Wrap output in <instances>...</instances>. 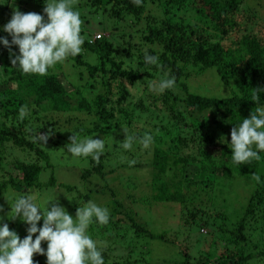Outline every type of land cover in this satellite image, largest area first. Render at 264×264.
Segmentation results:
<instances>
[{
	"label": "trees",
	"instance_id": "obj_1",
	"mask_svg": "<svg viewBox=\"0 0 264 264\" xmlns=\"http://www.w3.org/2000/svg\"><path fill=\"white\" fill-rule=\"evenodd\" d=\"M50 2L54 0H0L4 17L0 37L11 41L3 26L14 9L38 13L47 20L43 9ZM84 4L90 14L108 12L120 28L113 27L112 34L97 32L84 18L81 53L49 68L45 76L24 74L14 67L8 48L0 43V198L11 190L29 193L57 185L46 145L34 143L33 138L38 132H49L47 144L57 143L59 129L64 127L69 136L83 139L94 135L93 139L104 141L99 163L83 157L88 163L80 174L86 181L84 192L61 183L81 202L98 197L111 206L107 225L100 226L93 218L89 226L101 243L124 241L130 233L123 255L117 250L109 259L111 247L100 249L104 264L147 261V252L134 244L144 237L170 242L139 220L133 208L138 199L126 193L130 189H122L118 178L111 185L106 183L107 177L116 179L125 170L138 168L150 170L145 185L150 186L152 201L179 203L185 215L183 224H196L199 233L208 234L186 243L174 264H264V152H259V160L237 165L232 162L230 144L231 129L257 107L264 108V92L259 93L258 101L252 100L255 89H264V22L252 29L258 15L264 14L262 0H142L140 6L132 0L78 3ZM101 16L92 20L99 21ZM97 33L101 38H94ZM232 33L238 37L224 44ZM11 50L19 54L17 46L12 45ZM145 52L158 57V65L145 64ZM63 65L72 70L75 81L63 75ZM212 68L228 85L230 95L214 96L210 81L205 87L194 83V77ZM173 77L174 87L162 94L150 88ZM82 80L85 82L75 85ZM22 106L28 108V115L20 123L17 117ZM53 112H68L71 117L62 120ZM146 133L153 138L149 148L138 142L131 150L120 147L125 136L139 139ZM131 160L136 161L132 166ZM46 172V180H41ZM253 174L260 177L259 183ZM236 176L251 181L253 187L233 220L211 207L216 190H223L222 180L236 181ZM7 211L2 213L6 216ZM11 213L8 220L0 219V226L10 223V230L23 239L26 229L18 232L23 222L18 217L12 220ZM41 246L46 251L47 243ZM33 259L35 264H47L45 255L36 254Z\"/></svg>",
	"mask_w": 264,
	"mask_h": 264
},
{
	"label": "clouds",
	"instance_id": "obj_2",
	"mask_svg": "<svg viewBox=\"0 0 264 264\" xmlns=\"http://www.w3.org/2000/svg\"><path fill=\"white\" fill-rule=\"evenodd\" d=\"M133 4L140 6L142 0H132ZM41 14L22 13L13 10L11 19L3 26V30L11 36V41L0 37L2 43L9 50L10 63L18 66L24 74H38L45 76L48 69L57 63L65 61L69 56H77L82 51L84 38L81 36L82 23L80 13L73 10V0H59L45 4ZM97 38H101L97 36ZM12 45L18 47L19 54L12 52ZM14 57V58H13ZM144 62L147 65H158V57L145 52ZM175 85V78L161 79L158 84L153 83L150 88L162 94L166 89ZM264 89H255L252 100L260 99L259 93ZM28 115V108L22 106L17 117L23 123ZM31 131V129H25ZM49 132L37 134L33 142L46 145ZM232 162L237 165L251 163L259 160V152H264V108L257 107L255 113L243 119L237 127L230 132ZM70 143L66 145L67 151L74 157H91L96 163L100 162L104 154V141L102 139L83 138L72 134ZM138 142L147 149L151 146L153 138L145 134L142 138L132 135L125 136L120 147L131 150L133 143ZM255 149V150H254ZM130 166L135 160L128 162ZM253 179L259 183L260 177L253 174ZM49 205L50 209H49ZM12 220L19 217L28 225L27 235L21 239L19 235L10 230L7 223L0 226V264H35L34 255H45L47 264H104L101 251L96 241L87 234V229L93 223V218L104 226L109 221V211L92 201L84 207H78L75 218L69 215L65 208L56 200H48L45 211H41L31 196H18L12 206ZM2 211V209H0ZM43 219L42 226L37 224ZM35 239H33L34 234ZM42 242L47 243L46 251Z\"/></svg>",
	"mask_w": 264,
	"mask_h": 264
},
{
	"label": "rangeland",
	"instance_id": "obj_3",
	"mask_svg": "<svg viewBox=\"0 0 264 264\" xmlns=\"http://www.w3.org/2000/svg\"><path fill=\"white\" fill-rule=\"evenodd\" d=\"M82 1L83 0H75V2L73 3V10L78 11L80 13V18L82 21H84V18H86V21H89L88 26L91 25V30L97 29V32L103 33L102 31H104L107 34H112V30H114L113 27L115 29L120 28L118 21L113 19L112 16L110 18L108 17V12L102 11L100 13V11L98 10L97 12H94V14L88 13V8L86 4L78 5V3L80 4L82 3ZM55 2H59V0H55ZM262 2L264 3V0H262ZM259 13H261V11ZM98 15H102L100 17L101 19L99 20L101 21V24L98 20H92L93 16L97 17ZM262 15H258L261 18L259 17V19L256 21L257 24H255L252 29L257 30L260 28L259 26H261V22L263 24L264 16ZM3 19L4 17L2 16L0 9V25L3 23ZM237 37L238 34L232 33V35H230V38L224 39V44H228L232 39H235ZM85 56L89 59L93 58V55L87 53L85 54ZM2 62L3 57L0 56V65L2 64ZM60 71L63 73V75H66L67 77L71 78V81H75L76 78L72 75L73 72L71 69H69L68 66L63 65ZM197 77L199 78L197 79ZM197 77H194L196 78L194 83L198 85L203 84V87H205L206 81H210L212 87V90L210 91L214 96L223 97L230 95L228 85L224 84L220 80L218 74L215 72V69H208L206 74L197 75ZM83 81L85 82V80L78 81L77 83H75V85L79 86L83 83ZM65 85L70 88L66 80ZM136 91L137 90H134L133 93H136ZM210 91L208 93H211ZM95 92L96 89H94V93ZM43 105H46L48 107V103H44ZM49 107H51V105H49ZM53 114L57 115V117H60L62 120H64L66 117H71V113L68 112H53ZM73 115L74 113L72 114V117ZM73 124L77 126L78 122L74 121ZM59 133L60 138L57 140L58 142L46 144L45 148L46 152L50 156V161L53 164L52 172L57 179V185L46 190L29 193L27 191L19 193L16 190H11L9 193H12L13 197L9 196L8 192L5 193V197L0 198V209H2V211H0V219L3 218L5 221L8 220V218L11 216L9 214H12L11 209L15 203L16 198L21 195L33 197L34 202L37 204V206L42 212L45 211L49 199L53 201L56 200V202L60 206L64 207L66 212L69 215L73 216V218H75L76 209L78 207H84L89 201L94 202L102 208H107L108 211L110 210L111 206L108 205V202L103 198L99 199L98 197H92L89 201L84 203L77 198V194L75 192H67L65 191L63 186H61V183L69 184L74 186L75 190H78L79 192H84V190L87 189V186L85 185L86 181L81 178L80 174L81 171L87 167L88 163L85 158L74 157L67 151L66 145L70 143V136L68 135L66 128L61 127L59 129ZM86 138H94V135H90ZM47 170L50 171V169ZM120 172H122V170H120ZM16 173L17 171H14L13 174ZM48 174L49 172L44 173L40 176V179L46 180ZM238 177L239 176H236V181L231 182L230 180H222L221 187L223 185V190H216V193H214L213 196L212 207L210 206L213 209L225 212L228 215L229 219L233 220H235L239 212L243 210L242 204L249 198L253 187V184L250 183L251 181H245L244 179ZM117 178L124 187L122 189H130L129 191L125 190L126 193H129L132 198L138 199L136 201L137 203L133 205V208L138 213V217L140 218L139 220L146 224L150 232L154 234H164V236L170 241L166 242L162 239H149L147 238V236L138 240L135 243L133 242L136 246L139 245L145 252H147V261H144L143 263L139 262V264H174V262L177 261L179 258L180 249L183 248L186 243H194L195 240H200L202 237L208 236V234L204 233L202 230L200 232H202L203 234L199 233V228L196 224H183L185 215L183 214L179 203L152 201L151 190L149 188L150 186L145 185V181L150 179V170L148 168L125 170L121 175H118L116 179H114V176L107 177L106 183H109L111 185L112 183H115L117 181ZM100 184L102 185L104 183L101 181ZM140 198L142 199V201H139ZM50 206L51 205H49V209ZM5 208H8L6 216L2 213ZM19 220L23 222L20 218ZM7 224L10 228V223ZM42 224L43 219L38 222L37 226L40 227L42 226ZM23 225V227H20L22 229H18L19 233H22L28 227L27 224H25L24 222ZM95 227L96 225L93 227V230L95 229ZM86 234L91 239L96 241L99 250L102 249V247H104L103 249L111 247L110 251L107 253V255H109V259H113V256L117 255V250L121 253V255H123L122 247L124 245H127L130 241V237L127 240V237L130 235V233L125 234L126 239H124V241L120 242L115 240V242L113 240L112 243L109 245L108 242L101 243L98 237L95 236V233L89 231V228L87 229ZM35 235H38V233ZM33 239H35V236L33 237ZM134 252L135 250L132 253Z\"/></svg>",
	"mask_w": 264,
	"mask_h": 264
},
{
	"label": "built area",
	"instance_id": "obj_4",
	"mask_svg": "<svg viewBox=\"0 0 264 264\" xmlns=\"http://www.w3.org/2000/svg\"><path fill=\"white\" fill-rule=\"evenodd\" d=\"M97 36H100V34H99V33L95 34L94 38H97ZM204 231H205V230H204Z\"/></svg>",
	"mask_w": 264,
	"mask_h": 264
}]
</instances>
